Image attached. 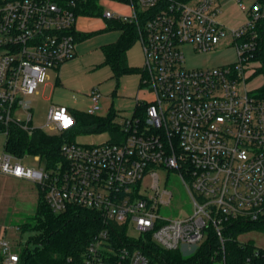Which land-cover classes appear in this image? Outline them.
Listing matches in <instances>:
<instances>
[{
    "label": "built area",
    "instance_id": "1",
    "mask_svg": "<svg viewBox=\"0 0 264 264\" xmlns=\"http://www.w3.org/2000/svg\"><path fill=\"white\" fill-rule=\"evenodd\" d=\"M87 1L0 0V133L8 136L12 124L35 127L32 96L49 78L48 69L76 57V23ZM103 1L98 0L101 9L109 0ZM112 1L129 11L105 8L102 14L136 25L145 57L142 85L154 98H137L141 112L116 119L117 141L65 142L63 160L53 168L24 165L5 150L0 175L36 182L55 213L71 205L98 211L106 227L90 240L82 264H153L139 245L142 237L150 234L163 248L187 253L211 231L219 241L211 259L227 264L228 226L264 219V97L250 93L245 74L258 47L261 5L252 6L247 22L227 26L216 17V0ZM222 41L235 45L237 62L184 66V44L209 51ZM88 95L84 112L100 115L102 93L95 87ZM75 120L67 105L50 109L48 123L59 132ZM170 169L192 197V214L161 212L173 193L161 185L160 173ZM114 225L126 227L128 238L116 235ZM0 254L3 264L19 262L6 238L0 239Z\"/></svg>",
    "mask_w": 264,
    "mask_h": 264
},
{
    "label": "rangeland",
    "instance_id": "2",
    "mask_svg": "<svg viewBox=\"0 0 264 264\" xmlns=\"http://www.w3.org/2000/svg\"><path fill=\"white\" fill-rule=\"evenodd\" d=\"M111 2L115 6L111 5ZM117 4V2L109 0L103 3L102 9L129 11L128 6ZM254 4L263 5V0H225L221 3V11L216 17L225 25L236 20L247 22V12ZM83 19L87 21L85 24L81 23ZM107 24L103 14L90 15L86 18L78 17L76 27L89 34L78 42V59L80 60L71 66L62 65L48 69L49 78L46 83L40 84L39 93L32 96L33 117L31 123L33 126L41 127L49 134L61 133L48 123L51 107L61 103L71 105L74 104V101H78L79 104L75 107L85 109L90 101L88 94L95 87L100 90L103 96L99 114L106 115L113 109L118 121L134 115L138 107L137 96L140 101H150L154 98V92L148 86L142 85L145 57L139 38L129 48L128 56L130 65L141 68L140 71L116 73L109 64L105 63L101 45L115 41L121 34L120 29L109 28ZM182 49L185 55L184 66L190 69L221 67L238 61L236 47L228 41L220 42L209 51H196L192 44H184ZM259 66L260 63L256 60L245 64L246 86L250 93L256 97H262L260 90L264 86V73L258 71ZM16 116L20 119L24 118L22 112H18ZM110 138L109 130L75 133V141L82 144L101 143ZM6 139L7 135L0 133V156L5 151ZM22 157L21 161L24 165L35 169L40 167V162L33 154ZM160 178L161 185L166 186L173 193L172 202L162 209V214L167 217L192 214L194 211L193 200L180 174L176 170L170 169L161 172ZM145 180L150 181V177L147 176ZM37 199L38 185L36 182L0 175V239L4 237L8 239L17 251L25 246L28 236L32 234V232H20L17 226L33 218L36 213ZM206 239L207 237L196 250ZM239 240L252 241L258 248L264 249V232L262 230L253 229L244 232L239 235ZM193 253L187 252L185 256H191ZM214 264L224 263L216 260Z\"/></svg>",
    "mask_w": 264,
    "mask_h": 264
},
{
    "label": "trees",
    "instance_id": "3",
    "mask_svg": "<svg viewBox=\"0 0 264 264\" xmlns=\"http://www.w3.org/2000/svg\"><path fill=\"white\" fill-rule=\"evenodd\" d=\"M262 16L257 21L256 28L259 33L258 47L253 60L258 61V71L264 73V0L260 6ZM98 0H88L81 8L87 15L101 14ZM109 28L120 29L119 38L101 46L105 56V63L109 64L116 73L124 71H140L128 63V50L138 38V30L134 23L107 19ZM89 35V34H87ZM79 38L78 32L76 33ZM264 97V86L260 90ZM141 112L142 108L137 107ZM75 124L59 134H49L41 127L25 129L12 124L8 133L5 150L18 157L28 154L39 155L40 163L47 168L55 167L63 160L61 147L65 142L75 141L78 131L109 130L111 141L119 139V123L116 121V112L111 109L106 115H91L84 111H73ZM106 227L98 211L71 205L66 210L55 213L44 199L40 190V197L36 213L29 221L18 225L20 232H32L27 243L18 250L19 262L17 264H82L86 248L102 228ZM262 230L264 232V219L255 222L234 223L226 229V259L227 264H264V249L258 248L254 242H243L239 235L249 230ZM113 232L121 239L128 238L127 228L123 225H114ZM113 234V237L115 236ZM143 252L150 257L153 264H214L211 256L218 248L219 241L211 231L207 239L191 255L185 256L180 249L169 250L156 243L150 234L142 237ZM256 249L259 255L255 256ZM251 260L247 263V258ZM0 254V264L2 263Z\"/></svg>",
    "mask_w": 264,
    "mask_h": 264
},
{
    "label": "crops",
    "instance_id": "4",
    "mask_svg": "<svg viewBox=\"0 0 264 264\" xmlns=\"http://www.w3.org/2000/svg\"><path fill=\"white\" fill-rule=\"evenodd\" d=\"M225 0H216V5L218 6V7H220V5H221V3H223ZM226 1H228V0H226ZM111 5H113L112 4V2L110 3ZM117 5H121V4H117ZM113 6H115V5H113ZM245 8V7H244ZM102 12V11H101ZM249 12H250V10H249ZM249 12H247L246 14H247V19H248V16H249ZM102 14V13H101ZM88 16H90V15H87V14H84V13H81L80 15H79V18L81 17V18H86V17H88ZM247 19H246V21H247ZM107 20V19H106ZM87 21L85 20V19H83L82 21H81V23L82 24H85ZM243 23H245V22H241L240 20H236L235 22L233 21L232 23H230L229 22V25L228 24H226V25H228V26H239V25H242ZM78 29V28H77ZM78 34H79V38L77 39V54H76V57L74 58V59H72V60H70V61H68V62H66V63H64V64H62V65H66V66H71V65H73L74 63H77L80 59H78V52H79V49H78V42L79 41H81L82 39H84L83 37H87L88 35V33L87 32H83V31H80V29H78ZM117 40V39H116ZM115 40V41H116ZM111 42H114V41H111ZM107 43H110V42H107ZM104 44H106V43H104ZM103 45V44H102ZM101 45V46H102ZM102 49V48H101ZM104 54V53H103ZM127 56H128V53H127ZM104 60H105V56H104ZM128 63H129V56H128ZM130 64V63H129ZM61 65V66H62ZM137 98H138V96H137ZM61 104H64V105H67L72 111H84L85 109H81V108H78V107H75V105H77V104H79V102L78 101H74V104H71V105H68V104H65V103H61ZM34 156H36V155H34ZM21 158H23V157H21ZM1 175H3V174H1ZM5 176H8V177H13V178H16V179H19V180H26V181H30L29 179H25V178H17V177H14V176H9V175H5ZM39 197H40V188H39V186H38V199H37V201H36V209H37V206H38V201H39ZM17 228H18V226H17ZM5 238V237H4Z\"/></svg>",
    "mask_w": 264,
    "mask_h": 264
}]
</instances>
